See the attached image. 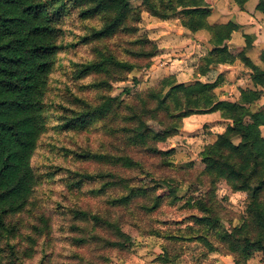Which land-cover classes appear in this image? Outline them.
<instances>
[{"label": "trees", "instance_id": "trees-1", "mask_svg": "<svg viewBox=\"0 0 264 264\" xmlns=\"http://www.w3.org/2000/svg\"><path fill=\"white\" fill-rule=\"evenodd\" d=\"M249 1L232 0L240 11ZM257 1L255 10L264 20V0ZM211 7V0H140L138 6L130 0H0V264L31 260L37 239L48 235L49 220L33 213L32 201L37 186L60 172L70 190L96 184L89 195L105 197L108 208L133 216V222L126 223L110 210L92 214L70 209L72 229L80 236L71 241L77 246L93 244L128 252L135 240L133 228H142L132 206L149 216L164 205L185 201L184 207L192 212L184 228L143 230L162 240L156 263L175 264L190 243L199 244L206 255L230 257L233 264H247L254 253L264 257V138L260 133L264 108L253 110L264 88V50L258 56L260 65H255L247 56L253 48L249 35L243 36L244 47L228 48L226 42L241 27L233 21L210 24ZM143 14L161 22L176 17L190 34L206 32L211 49L199 58L192 82L178 83L170 75L145 91L124 90L126 98L113 96L116 83L127 81L136 69L149 68L159 54L158 47L139 34ZM71 19L78 23L80 34L65 44V22ZM80 47H86L90 57L80 64L71 62L67 70L82 83L80 92L94 96L69 93L70 107L60 106L61 112L50 118L58 111L47 104L50 76L60 55ZM237 64L250 71L253 88L239 89L236 102L220 100L216 90L227 81L216 68ZM212 113L230 124L203 147L199 162L188 166L196 173L200 191H189L187 198L178 196L180 182L156 179L128 154L129 150L143 152L169 168L174 150L167 147L168 139L179 133L184 119ZM95 130L118 142L116 152L73 155L61 150L62 156L135 175L63 168L53 174L34 166L35 152L47 133L63 136ZM222 191L225 195L220 199ZM235 193L247 194V202L239 224L232 226L231 212L223 203ZM26 214L38 224L27 227ZM75 258L78 264H91ZM39 264H51V258L45 253Z\"/></svg>", "mask_w": 264, "mask_h": 264}, {"label": "rangeland", "instance_id": "rangeland-1", "mask_svg": "<svg viewBox=\"0 0 264 264\" xmlns=\"http://www.w3.org/2000/svg\"><path fill=\"white\" fill-rule=\"evenodd\" d=\"M225 2L228 3L227 0ZM257 2V0H251L247 6L248 10H255L254 5H257ZM130 3L132 6H138L140 0H130ZM258 14L260 17L250 15L240 18L239 22L243 26L238 32L243 39L244 35H249L253 41L254 39H258L259 42L263 43L262 33L264 27L261 23L263 19H261V14ZM226 19L222 18V21H226ZM232 21L237 23L234 18ZM65 23L64 29L66 33L63 41L65 44H70L80 34L79 25L77 22L72 21V19L66 20ZM139 28L140 35L146 36L158 49L160 47L162 49L159 50L158 56L151 60V66L149 68L136 69L129 75L127 81L116 83L112 95H119L126 98L127 95L124 93V90H129L130 94H134L137 91H145L155 86L162 78L170 76V74L176 77L178 83L192 82L194 68L203 54L199 53L198 57L197 53H193L195 55L192 54L193 56L188 57L191 51H189L187 45L189 42L194 41L195 38L187 39L184 37L183 34L185 33L182 32L185 31H183L177 18L174 17L166 22H161L147 14H143ZM204 34L206 36L204 38L209 39V35L206 32ZM204 34L198 35L199 37L197 38L200 42L203 41L202 36ZM190 37L193 38V36ZM110 45L114 48L112 43ZM255 55L256 52H253V56ZM89 57L90 55L86 47L69 49L66 53L60 55L58 65L50 76V89L47 98V104H54L58 111L50 113V118L54 117L58 112H61L60 106L70 107L68 103L70 97L68 98L67 96L69 93L90 99L93 98L94 93L92 92H80L79 86L82 83L72 79L69 75V70H67L71 66V62L80 64ZM135 62L140 65L144 64L141 61ZM132 79L138 83L133 84ZM89 81L91 80L89 79L87 82ZM222 94V92L219 93V97ZM254 109L259 108L253 107ZM50 124L53 126L52 122ZM183 127L184 123L182 122V129L179 133L167 141V147L174 150L169 168L162 167L158 158L151 157L143 152L129 150L128 154L133 159L140 161L144 169L153 174L156 179H170L176 181V183L180 182L178 196H185L187 198L190 196L189 191L194 189L200 191L195 184L194 178L196 177V173L194 170L188 168V166L191 163L197 164L199 162V153L208 142L214 140L215 135L209 132V128L206 125H197L196 123L195 127L188 133L182 132ZM117 144V141L112 140L98 130L71 133L70 135L65 134L63 136L49 132L41 138L33 158V164L39 169L48 168L53 174L55 172L57 174V171L63 168V170L68 169L91 174L112 172L122 173L126 176L135 175V173L121 171L93 161L82 162L74 160L73 157L64 158L60 152L64 150L68 154H80L86 151L113 153L116 152L115 145ZM63 175L64 173L60 172L58 175L45 180L35 190L32 201L33 206L31 208H33L32 211L34 214L43 215L49 220V232L46 237L37 239L34 256L31 260L25 261L24 264H39L45 253L51 258V264H78L79 259L75 258V255L80 256L87 263L89 262L91 264H158L156 263V258L161 254L162 240L147 236L143 233V230L149 228H184L187 225V217L192 212V210L190 211L184 207L185 201H180L173 207L164 205L149 216L144 215L132 206L131 209L133 210L134 216L142 228L138 230L133 228L135 240L130 251L103 250L93 244L77 246L71 241V238H78L80 236L76 233V229H72L75 223L69 214L70 209L79 208L82 211L92 214H103L107 210H110L112 214L119 216L121 221L126 223H132L133 216H130L121 209L108 208L105 205V197L95 198L89 195V190L97 188L96 184H86L79 191L75 189L70 190L61 180ZM224 195V191L218 192L220 199ZM246 202L247 194L235 193L229 197L227 202L223 203V206L231 212L233 219L232 226L239 224V219L244 214ZM23 218L27 227H29L27 224H31V222L38 224L28 214L24 215ZM162 222H166L168 225H162ZM78 225L80 226V224ZM225 226L228 228L227 224ZM87 228L89 229V227ZM22 232H24V229ZM98 232L99 235L103 234V232ZM219 257L221 256L215 253L206 255L204 249L199 244L190 243L183 247L182 257L175 264H233L230 257H224L225 260L221 263L217 259ZM247 264H264V257L261 253H254Z\"/></svg>", "mask_w": 264, "mask_h": 264}, {"label": "crops", "instance_id": "crops-1", "mask_svg": "<svg viewBox=\"0 0 264 264\" xmlns=\"http://www.w3.org/2000/svg\"><path fill=\"white\" fill-rule=\"evenodd\" d=\"M227 1L228 3L225 2V0H211L212 2L211 16L208 19V22L210 24H222L228 21H232V19L234 18L237 22L236 24H238L242 28L243 24L239 22L240 18L244 16L248 17L250 15L260 17V15L257 13L256 10H252L253 13L252 11L248 10L247 6L251 2V0L244 6L243 11H240L234 5L232 0H227ZM255 7L256 5H254V9ZM222 18H227V19L226 21H222ZM261 23L264 27V20H262ZM183 31H185L182 33H185L183 35L187 39L195 38L194 41L189 42V44L187 45L189 51H191L190 56L188 57H191L193 53H197L198 54L197 56L199 57V53L204 55L211 49L210 45L208 44V38H204L206 37L204 34L205 32L190 34L188 31L184 29ZM203 34H204V36H202L203 41L200 42L197 37H199L198 35H203ZM262 34L264 39V30ZM190 36H193V38H191ZM226 45L228 46V48L244 47V39L239 34V32H234L231 35L230 40L226 42ZM252 45L253 48L249 52H247V56L253 61L255 65H260L258 56L260 52L264 50V42L261 43L259 42L258 39L257 40L254 39ZM161 49L162 47L159 48V50ZM253 52H256L255 56H253ZM216 69L220 73H223L225 75L226 81H228L226 85L222 86V88H219L217 90V95L221 92L223 93L221 97H219L220 100L236 102L239 98V92H238L239 89L253 88L249 77L250 71L247 68H245L243 65L240 64H237L235 66L219 65ZM261 90H262V96L255 104V107L258 108H264V88H262ZM183 123H184V127L182 132L184 131L185 133H188L189 131H191L193 127H195V124L197 123V125H201V124L203 126L206 125L209 128V132L212 135L221 134L224 131V129L230 124L229 121L220 119L218 113H212L207 115H194L184 119ZM260 133L261 136L264 138V126L260 127ZM211 142L212 141L208 142V144ZM217 259H219L220 263L225 260L224 257H219Z\"/></svg>", "mask_w": 264, "mask_h": 264}]
</instances>
